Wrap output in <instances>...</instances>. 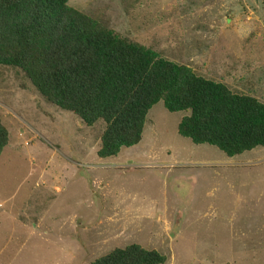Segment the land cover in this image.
I'll list each match as a JSON object with an SVG mask.
<instances>
[{
    "label": "rangeland",
    "instance_id": "374dc122",
    "mask_svg": "<svg viewBox=\"0 0 264 264\" xmlns=\"http://www.w3.org/2000/svg\"><path fill=\"white\" fill-rule=\"evenodd\" d=\"M196 75L264 104V0H68ZM162 102L100 159L85 126L0 66V264H89L138 244L165 264H264V148L228 159L177 133Z\"/></svg>",
    "mask_w": 264,
    "mask_h": 264
},
{
    "label": "trees",
    "instance_id": "16d2710c",
    "mask_svg": "<svg viewBox=\"0 0 264 264\" xmlns=\"http://www.w3.org/2000/svg\"><path fill=\"white\" fill-rule=\"evenodd\" d=\"M0 66L21 71L48 104L104 124L97 157L140 143L150 109L185 114L177 133L226 157L264 148V104L196 75L78 12L68 0H0ZM8 132L0 120V154ZM138 244L89 264H165Z\"/></svg>",
    "mask_w": 264,
    "mask_h": 264
},
{
    "label": "crops",
    "instance_id": "0c3cea01",
    "mask_svg": "<svg viewBox=\"0 0 264 264\" xmlns=\"http://www.w3.org/2000/svg\"><path fill=\"white\" fill-rule=\"evenodd\" d=\"M228 159H230V158H228Z\"/></svg>",
    "mask_w": 264,
    "mask_h": 264
}]
</instances>
